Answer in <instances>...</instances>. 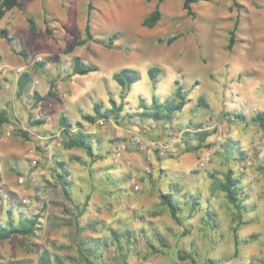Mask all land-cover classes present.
I'll return each mask as SVG.
<instances>
[{
	"label": "rangeland",
	"instance_id": "rangeland-1",
	"mask_svg": "<svg viewBox=\"0 0 264 264\" xmlns=\"http://www.w3.org/2000/svg\"><path fill=\"white\" fill-rule=\"evenodd\" d=\"M182 1L161 0V17L147 28L141 21L157 0H61L64 17L46 14L53 38L43 30L44 13L32 12L39 30L29 32L25 13L31 1L19 0V7L6 11L0 25L10 28L13 38L0 36V41L8 49L27 50L12 69L20 72L23 66L36 82L20 96L13 79L0 84L1 101L13 100L0 104L8 118L0 129V224L9 208L15 222L35 217L37 227L33 234L0 240V264H41L44 251L49 264H193L186 255L196 264H264V160L262 147L257 150L264 132L254 120L264 110V0H200L192 4L193 15L186 14ZM89 2L94 38L76 46L73 42L84 36ZM235 20V43L227 50ZM172 35L177 38L169 44L159 41ZM75 55L95 69L72 74ZM151 66L160 68L155 79L147 74ZM122 67L140 74L124 89L112 78ZM50 81L54 96L46 95ZM177 87L186 102L170 122L137 114L140 101L175 98ZM35 91L44 95L38 103ZM199 97L208 106L199 105ZM111 99L121 104L117 118H105L103 126L99 118L82 119L93 113L94 102L109 108ZM60 114L73 128L80 121L94 135L93 152L101 158L92 160L83 149H64L62 141L48 138L63 136ZM167 123L183 130L181 141L160 159L156 156L163 152L151 150L146 160L129 136L142 142L163 139ZM195 124L211 134L200 149L184 151L186 130L189 145L197 143ZM116 141L127 144L120 158L113 154ZM57 160L70 175L68 197L56 177L62 170ZM227 169L239 179L236 202L243 222L236 237L231 231L236 208L216 188ZM161 191L171 192L180 206L178 222L160 202Z\"/></svg>",
	"mask_w": 264,
	"mask_h": 264
},
{
	"label": "trees",
	"instance_id": "trees-1",
	"mask_svg": "<svg viewBox=\"0 0 264 264\" xmlns=\"http://www.w3.org/2000/svg\"><path fill=\"white\" fill-rule=\"evenodd\" d=\"M200 1V0H183L182 1V8L185 10L187 15H193L192 11V4ZM203 1V0H202ZM161 0H157L154 8L143 17L141 21V25L145 26L147 28L153 27L158 20L161 17V11L159 8ZM13 7H19L18 0H0V20L5 14V12ZM92 7L91 3H88V9H87V17L84 24V36L76 39L73 44L76 46L83 45L87 43L88 41L92 40L93 34L90 30V24H89V17H88V10ZM47 13H45L46 16ZM25 20L27 22V27L29 32L32 35H35L38 31L36 22L34 19V16L31 13H25ZM44 31L46 34L53 36L52 29L49 26V21L47 17H44ZM237 26V20L234 21L233 27L230 30L228 42L226 44V49L230 50L232 46L235 43V30ZM9 31L5 27H0V36L5 37L6 39L10 40L11 38L8 35ZM177 38V35L169 36L165 39L159 38V41H165L166 43H171L173 40ZM110 44L112 41L109 42ZM107 45L108 46H110ZM20 53L25 55L27 57V50L21 49ZM36 64L43 65V62L37 61ZM95 67L92 65L84 64L82 59L75 55L72 60V67L71 72L72 74H86L92 70H94ZM160 71V68L157 66H151L147 69V74L150 79H155V77L158 75ZM140 76L139 72L136 69H133L131 67H122L118 69L117 71H114L112 73L113 80L120 85L123 89L128 87L131 82L135 79H138ZM30 80V75L28 71H22L20 72L18 76V87L21 90L23 87L27 85V83ZM54 90V81H50L48 91L46 93L47 96H54L55 95ZM175 98L171 99H165L163 101L159 100L156 96H152L151 101L149 104H146L144 101H140L139 105L142 110L137 113L141 117H150L153 120H164L166 122H170L172 120V117L177 111H181L184 104H185V97L181 94V88L177 87L175 90ZM44 98V95H41L39 92H34V103L40 102ZM111 101V106L109 108H103L101 102H94L93 104V113H84L81 117L84 121H88L89 123L94 122L97 118H117L119 115V112L121 110V104H116L113 99ZM198 104L203 106H208V103L204 100L203 97L198 98ZM234 115L238 118H242V114L238 112H234ZM254 120H256L258 126L263 130L264 132V110L256 113ZM8 121V118L6 117L5 113L3 111L0 112V129L1 126ZM37 124L42 123L43 120L37 119L35 121ZM58 125L61 128L62 131V147L64 149H73V148H79L83 149L85 153L91 157L93 160L94 158H101V155L95 156L93 150L95 149L94 143L97 141L94 137V135L88 131H85L82 128V125L80 121L76 122L75 128H73V123H71L70 118L64 114H60L58 119ZM194 130H195V138L197 139V143L194 146L189 145V141L191 140V136L189 135L190 131L186 130L184 137H183V150L184 151H196L200 149L204 145V141L208 135L211 134V132L206 131L203 129L202 124H195ZM190 128V127H187ZM17 134L23 135L27 137V132L23 129H17ZM61 171L56 173L57 180L59 184H61V188L63 192L68 197V187L69 181L67 179V176L69 175L66 170H64V162L57 160ZM109 171V170H108ZM107 171V173H108ZM239 179L234 177L233 172L231 169H227L225 172L224 179L217 182L216 188L219 191H222L224 193V196L226 199L231 202L233 206L236 207L238 210L237 221L236 219H233L232 223V231L233 236L236 237L237 234V225L241 224L243 222L241 213L238 209L239 204L236 202L239 198L237 196V189L239 188ZM159 198L160 202L166 206V208L169 211L170 216L175 220L179 221L178 217V210L180 209V206L178 205L177 201L174 199L171 192H159ZM195 201L192 202V208L194 209ZM7 221L4 224H0V240L9 238L12 234H20L21 236H27L34 233V230L36 229V223L37 219L35 217H28V218H20L16 222L12 218V211L7 208ZM208 215H211V212L208 211ZM235 244H237V241H235ZM85 259L87 257L83 255ZM187 258L191 260L193 264H196V260L192 255H186ZM40 263L41 264H49V253L48 251H44L41 254L40 257ZM11 264V263H8ZM62 264V263H60ZM208 264H220V263H214L211 260H208Z\"/></svg>",
	"mask_w": 264,
	"mask_h": 264
},
{
	"label": "crops",
	"instance_id": "crops-1",
	"mask_svg": "<svg viewBox=\"0 0 264 264\" xmlns=\"http://www.w3.org/2000/svg\"><path fill=\"white\" fill-rule=\"evenodd\" d=\"M31 1V4L28 3L27 4V12L28 13H31L34 12L35 15L37 16V14L41 13V14H45L47 13V15H54V18L57 20L58 18L60 17H64V14H63V11L61 9V0H29V2ZM18 3L20 4L19 0H18ZM13 9V8H11ZM9 9V10H11ZM40 9V11H39ZM8 11V10H7ZM6 13V12H5ZM5 15V14H4ZM3 15V17H4ZM33 15V14H32ZM47 17V16H46ZM2 19V18H1ZM39 20V19H38ZM43 23V22H42ZM44 26L45 24H43V30H44ZM0 27H3L0 25ZM8 29V28H7ZM38 29V28H37ZM39 30V29H38ZM9 33V37L12 39L13 36H12V32L10 31V28L8 29ZM45 32V31H44ZM38 33V31H37ZM36 33V34H37ZM35 34V35H36ZM48 35V34H47ZM46 36V35H45ZM50 36V35H48ZM51 37V36H50ZM53 38V37H52ZM5 39V37H4ZM8 40V39H7ZM46 41V43L49 44V38L46 37L45 39H43ZM12 46V45H11ZM8 49L7 47L4 46L3 43H1L0 41V66H4L5 69L4 71H0L2 74L0 75V84L3 82V81H7L8 80H12L14 81V84H15V94L16 95H21L25 89V87H23L21 90L19 89L18 87V76L20 74V72L22 71H28L26 69H24V67L22 66H17V67H21L23 69L20 70V72H16L14 71L12 68H14L15 65H18L19 63H21L23 61V59H20L18 56H22L23 54L20 53V50H15L13 49V47H11ZM23 57V56H22ZM21 61V62H20ZM29 72V75H30V80L28 83L32 82V83H35L36 80H35V76H33L30 71ZM27 83V84H28ZM5 87V86H4ZM1 85H0V89H1ZM43 95V94H41ZM2 97L0 95V104H7L9 103V101L11 103H13V100H12V96L10 97V99L6 98L5 100H2ZM1 107V105H0ZM1 111H4V110H0ZM6 113V117H7V112H4ZM16 115V114H15ZM59 119V117H58ZM57 123H58V120H57ZM61 129V128H59ZM232 145H228L226 147V150L229 152V150H232V152H234V148L231 147ZM236 150V149H235ZM236 152V151H235ZM168 152H163L161 155H159L160 157L156 156L157 158H162L161 156H164V155H167ZM236 208V207H235ZM248 211V210H247ZM249 212V211H248ZM232 218L235 219L237 218V214H238V210L235 209L234 211H232ZM233 219H231L233 221ZM231 231H232V227H231ZM233 232V231H232Z\"/></svg>",
	"mask_w": 264,
	"mask_h": 264
},
{
	"label": "built area",
	"instance_id": "built-area-1",
	"mask_svg": "<svg viewBox=\"0 0 264 264\" xmlns=\"http://www.w3.org/2000/svg\"><path fill=\"white\" fill-rule=\"evenodd\" d=\"M5 67L0 66V71H4ZM99 126H103L105 122V118H99L96 121ZM182 129H177L173 124L167 123L165 125V137L163 139H158V140H151V141H145L142 142L139 137L136 134H131L129 136V142L137 148L139 151L144 153L145 159L149 160L150 159V151L154 150L158 153H162L164 150H174L175 148V143L181 141V134H182ZM48 138L52 142L59 143L61 141V135L59 132L53 133L48 136ZM262 147V150L260 152H263L262 159L264 160V135L261 140V144L257 145V150ZM127 148V144L124 141H116L113 146V154L115 158H120L123 153L125 152ZM208 156L203 157L198 165L199 166H204L205 162L207 161ZM145 170L148 172L150 169L148 166L145 167ZM67 179L70 180V175L67 176ZM134 189H138V185L134 184Z\"/></svg>",
	"mask_w": 264,
	"mask_h": 264
}]
</instances>
